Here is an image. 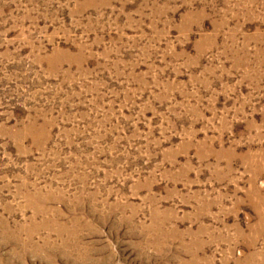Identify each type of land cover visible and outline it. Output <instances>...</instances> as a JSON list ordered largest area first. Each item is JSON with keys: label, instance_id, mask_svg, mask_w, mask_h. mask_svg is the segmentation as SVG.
Returning a JSON list of instances; mask_svg holds the SVG:
<instances>
[{"label": "rangeland", "instance_id": "1", "mask_svg": "<svg viewBox=\"0 0 264 264\" xmlns=\"http://www.w3.org/2000/svg\"><path fill=\"white\" fill-rule=\"evenodd\" d=\"M0 264H264V0H0Z\"/></svg>", "mask_w": 264, "mask_h": 264}]
</instances>
